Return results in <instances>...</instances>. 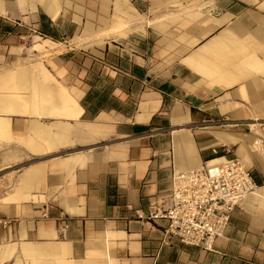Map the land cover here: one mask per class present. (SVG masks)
Instances as JSON below:
<instances>
[{"label":"crops","instance_id":"crops-1","mask_svg":"<svg viewBox=\"0 0 264 264\" xmlns=\"http://www.w3.org/2000/svg\"><path fill=\"white\" fill-rule=\"evenodd\" d=\"M0 37V264H264V188L214 253L146 218L179 173L263 172L264 0H0Z\"/></svg>","mask_w":264,"mask_h":264},{"label":"built area","instance_id":"built-area-1","mask_svg":"<svg viewBox=\"0 0 264 264\" xmlns=\"http://www.w3.org/2000/svg\"><path fill=\"white\" fill-rule=\"evenodd\" d=\"M264 156V138L253 146ZM215 164L179 173L173 179L170 206L152 205L147 220L165 219L162 246L173 240L208 253L225 237L234 211L250 195L264 188V170L257 178L239 158H220ZM44 217H47L45 214ZM5 228L12 222L0 220Z\"/></svg>","mask_w":264,"mask_h":264},{"label":"trees","instance_id":"trees-1","mask_svg":"<svg viewBox=\"0 0 264 264\" xmlns=\"http://www.w3.org/2000/svg\"><path fill=\"white\" fill-rule=\"evenodd\" d=\"M11 29L9 28L8 31H10ZM45 31V30H44ZM43 34L45 35H48L47 33H44L42 32ZM56 39V38H54ZM0 41H1V37H0ZM89 102V95L88 97L85 98V100L82 102V106L85 108V109H88V106H87V103ZM94 110V109H93Z\"/></svg>","mask_w":264,"mask_h":264},{"label":"rangeland","instance_id":"rangeland-1","mask_svg":"<svg viewBox=\"0 0 264 264\" xmlns=\"http://www.w3.org/2000/svg\"><path fill=\"white\" fill-rule=\"evenodd\" d=\"M138 6H140V3L138 4ZM98 7V6H97ZM142 10L145 12L146 9L144 7H142ZM98 11L96 12V15H97Z\"/></svg>","mask_w":264,"mask_h":264}]
</instances>
